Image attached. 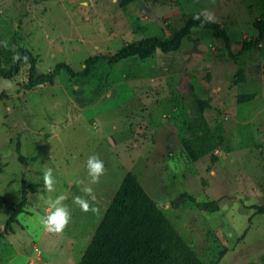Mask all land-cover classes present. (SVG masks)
I'll use <instances>...</instances> for the list:
<instances>
[{"label": "rangeland", "instance_id": "1", "mask_svg": "<svg viewBox=\"0 0 264 264\" xmlns=\"http://www.w3.org/2000/svg\"><path fill=\"white\" fill-rule=\"evenodd\" d=\"M193 14L224 27L236 53L257 37L264 0H0V59L7 68L22 48L38 73L59 62L79 71L89 57L167 39ZM263 53L264 39L231 59L209 30L193 29L177 51L98 62L81 79L60 73L24 90L27 65L0 78V233L22 181L29 201L13 233L0 238V264H78L127 173L179 233L174 258L189 250L205 264H264V212L254 208H264ZM90 156L103 162L95 183ZM190 198L218 210L200 211ZM63 205L69 223L47 230L41 218Z\"/></svg>", "mask_w": 264, "mask_h": 264}, {"label": "trees", "instance_id": "2", "mask_svg": "<svg viewBox=\"0 0 264 264\" xmlns=\"http://www.w3.org/2000/svg\"><path fill=\"white\" fill-rule=\"evenodd\" d=\"M253 27L257 30V37L247 38L240 49L233 53L230 47V37L224 27L200 14H193L169 38L161 39L157 36H150L125 45L113 55L89 57L79 71L73 70L64 62H59L50 72L38 73L35 57L30 51L21 48L17 50V58L9 67H4L0 59V78L13 79L27 65V79L22 84L24 90L52 84L60 73L81 79L87 76L93 65L98 62L112 65L132 57L144 60L156 51L162 53L177 51L182 39L188 36L193 29L209 30L214 38L224 43L227 56L234 59L238 55L259 48L264 39V19L255 20ZM14 151L17 161L25 164L26 158L21 154L19 141L16 142ZM189 156L192 161L197 159L190 148ZM190 199L195 202L200 211L212 213L218 210V205L214 201L196 202ZM27 206H29L27 186L22 181L19 202L6 220L0 238L13 233L12 226L17 224V217L25 212ZM254 208H257L259 213L264 212V208ZM180 244L179 233L162 210L136 178L131 173H127L78 264H205L189 250H184L178 258H174ZM223 255L224 252H220L219 259Z\"/></svg>", "mask_w": 264, "mask_h": 264}, {"label": "clouds", "instance_id": "3", "mask_svg": "<svg viewBox=\"0 0 264 264\" xmlns=\"http://www.w3.org/2000/svg\"><path fill=\"white\" fill-rule=\"evenodd\" d=\"M89 168H90V176L92 177L93 183L97 182L99 179V176L103 172V162L100 160H97L96 156H90L88 160ZM52 169L49 168L44 173V184L47 187L49 191L52 190L53 186V176H52ZM87 191L91 192L92 189L89 188ZM66 197L61 194L58 195L55 198L56 203H61L64 201ZM95 199V197H93ZM46 205H49L51 203V200H45L44 201ZM74 202L80 206L81 210L84 212L89 211V203L87 200L77 196L74 198ZM92 211H96L95 208L92 209ZM70 220V212L68 210V207L63 205L60 208H57L55 212H50L47 215L43 216L41 218L42 225L49 231H55V232H61L66 227V225L69 223Z\"/></svg>", "mask_w": 264, "mask_h": 264}, {"label": "crops", "instance_id": "4", "mask_svg": "<svg viewBox=\"0 0 264 264\" xmlns=\"http://www.w3.org/2000/svg\"><path fill=\"white\" fill-rule=\"evenodd\" d=\"M118 190V189H117ZM115 195V194H114ZM114 197V196H113ZM111 203V202H110ZM110 203L109 202H107V206H105L106 208H104L105 209V211H104V214H105V212H106V210L108 209V207H109V205H110ZM104 214H103V216H104ZM103 218V217H102ZM88 246V245H87Z\"/></svg>", "mask_w": 264, "mask_h": 264}]
</instances>
